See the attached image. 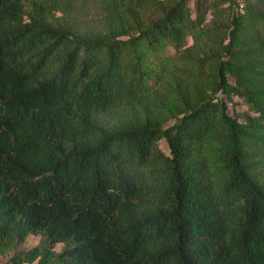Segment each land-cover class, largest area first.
Returning <instances> with one entry per match:
<instances>
[{"label": "trees", "instance_id": "trees-1", "mask_svg": "<svg viewBox=\"0 0 264 264\" xmlns=\"http://www.w3.org/2000/svg\"><path fill=\"white\" fill-rule=\"evenodd\" d=\"M241 1L0 0L6 264H264V0Z\"/></svg>", "mask_w": 264, "mask_h": 264}, {"label": "rangeland", "instance_id": "rangeland-1", "mask_svg": "<svg viewBox=\"0 0 264 264\" xmlns=\"http://www.w3.org/2000/svg\"><path fill=\"white\" fill-rule=\"evenodd\" d=\"M190 6L193 7V2H190ZM188 44L192 45V40L191 39H188ZM229 109H230V111H229L230 113L234 112V114L236 116H238L240 119H242L240 116H243L246 113V107L244 106L243 102L241 100H239V99H235L234 103L229 106ZM172 123H173V121H170V122L167 123V125L168 124L170 125ZM160 145H161V149L164 152H167V147H166L165 141H162L160 143ZM39 241H40V237L29 236L27 241H26V243L22 247H19L17 250L21 251V250L31 249V248L35 247L39 243ZM56 249L60 250L61 249V245H57ZM11 255H12V253H10L7 256H0V264H6L8 262V260L10 259Z\"/></svg>", "mask_w": 264, "mask_h": 264}]
</instances>
